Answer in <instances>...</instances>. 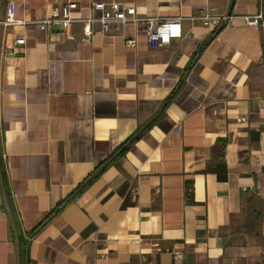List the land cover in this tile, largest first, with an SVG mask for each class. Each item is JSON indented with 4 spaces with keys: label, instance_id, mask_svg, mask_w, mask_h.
Segmentation results:
<instances>
[{
    "label": "crops",
    "instance_id": "0c3cea01",
    "mask_svg": "<svg viewBox=\"0 0 264 264\" xmlns=\"http://www.w3.org/2000/svg\"><path fill=\"white\" fill-rule=\"evenodd\" d=\"M69 1L97 15L0 0V21L9 3L35 22ZM91 1L181 18L182 37L0 24V264H264V19L243 20L264 0Z\"/></svg>",
    "mask_w": 264,
    "mask_h": 264
},
{
    "label": "built area",
    "instance_id": "2783aa9c",
    "mask_svg": "<svg viewBox=\"0 0 264 264\" xmlns=\"http://www.w3.org/2000/svg\"><path fill=\"white\" fill-rule=\"evenodd\" d=\"M88 1L96 16H89L87 18H74L72 14L79 8L77 2L69 1L61 5L54 6L51 9L50 15L42 20L35 22H26L22 20H15L14 5L8 4L7 15L4 21L0 24L4 26H26L33 25L40 31H47L52 26H59L62 29H68L72 24H81L83 37L82 41L90 42L92 35L98 32L102 35L110 33L112 30L118 31L121 26L127 23L140 26L142 32L146 37L149 48H158L170 43L173 39L182 37L181 18H140L136 16L135 8L133 6H125L117 2L105 4L103 2ZM231 19L230 15L212 16L205 12H200L198 16L191 18V20H199L205 27H214L220 30L222 27L228 25ZM264 19V5L260 3V8L254 16H243V20L247 26L257 27ZM23 38L15 41L16 45L23 44ZM128 46H133L134 41H126Z\"/></svg>",
    "mask_w": 264,
    "mask_h": 264
},
{
    "label": "trees",
    "instance_id": "16d2710c",
    "mask_svg": "<svg viewBox=\"0 0 264 264\" xmlns=\"http://www.w3.org/2000/svg\"><path fill=\"white\" fill-rule=\"evenodd\" d=\"M219 31V30H218ZM215 34V32H214ZM170 100V98L166 101L168 102ZM129 146V141L126 142L125 144H123L118 151H116L114 154H112L108 160L106 162H109L111 160H113L114 158H116L118 155H122L126 150L127 147ZM97 177V174H93L92 176H90L88 179H86L84 182H82L76 189L75 191L64 201H62V203L60 205H58V208L62 207L64 204L68 203L69 201H71L74 197H76L78 194H80L91 182L92 180ZM0 190L2 192V195L4 196V198L6 199L7 205L10 207L11 203H10V192H9V187H8V180H7V172H6V168L5 166L2 164V161L0 159ZM57 208V209H58ZM56 209V210H57ZM41 225V224H40ZM39 225V226H40ZM33 233V232H32Z\"/></svg>",
    "mask_w": 264,
    "mask_h": 264
}]
</instances>
